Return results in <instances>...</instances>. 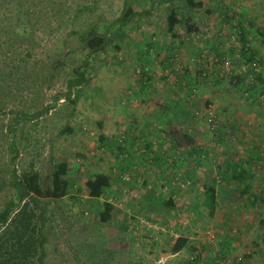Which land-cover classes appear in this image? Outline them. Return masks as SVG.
<instances>
[{
	"label": "rangeland",
	"instance_id": "374dc122",
	"mask_svg": "<svg viewBox=\"0 0 264 264\" xmlns=\"http://www.w3.org/2000/svg\"><path fill=\"white\" fill-rule=\"evenodd\" d=\"M27 1L24 39L12 40L15 26L0 18V212L16 203L8 165L16 126L17 173L37 172L48 187L64 163L70 183L48 205L45 264H264V0H193L201 3L199 31L189 37L180 0ZM81 4L90 9L78 12ZM126 7L150 14L91 54L85 82L67 98L88 53L83 32L109 36ZM172 10L181 24L168 33ZM47 106L40 119L16 122L19 112ZM171 132L194 149L170 142ZM233 168L246 172L241 184ZM96 174L111 186L92 199L85 183ZM204 185L215 190L212 216ZM104 202L114 210L101 223ZM9 224L0 226V243ZM179 238L186 244L174 254Z\"/></svg>",
	"mask_w": 264,
	"mask_h": 264
},
{
	"label": "trees",
	"instance_id": "16d2710c",
	"mask_svg": "<svg viewBox=\"0 0 264 264\" xmlns=\"http://www.w3.org/2000/svg\"><path fill=\"white\" fill-rule=\"evenodd\" d=\"M17 5L13 9V24L12 18L10 16L11 9L7 10L4 7H8L9 3L5 0L1 2L0 6V18L1 22L7 21L8 25H11L14 31H12V40L24 39L25 34L31 29V21L33 14L30 13V3L27 0H13ZM159 1L163 4H170L174 0H153L152 4ZM184 4V8L187 11L188 18L184 21V31L189 37L191 34H195L199 31L198 27V13L197 10L201 7V3H196L193 0H180ZM126 5V2H125ZM89 7L83 4L79 5L78 12L89 10ZM3 10V11H2ZM209 12V11H208ZM8 16L5 18V16ZM149 11H133L130 7H126L121 15L116 19L119 24L117 29L113 30L109 36L101 35L97 32L96 27H92L89 31H85L82 34L83 42L88 53L83 60L82 64L74 69L75 77L68 81L67 85V98H70L71 89L73 87L80 86L85 82L83 72L81 69L86 67L89 63L91 54L98 52L107 46L111 45L114 39H121L124 37V27L135 17L141 15H149ZM167 32L172 33L175 28L181 24V20L178 19L176 11L172 10L167 16ZM0 30L2 28L0 27ZM246 35L241 32L240 39L243 42L242 51H247V46L245 45ZM253 57H251V60ZM224 60V59H223ZM149 63V61H148ZM224 64V61H222ZM252 66H255L252 64ZM253 70L256 71L254 67ZM206 73L204 72L202 76L204 77ZM254 75V74H253ZM244 75L242 77H236L238 83L243 81ZM260 80L259 76H256ZM52 107L47 106L46 108L34 113H23L19 112L16 115V122L20 120H35L40 119L45 115ZM16 126L9 127L10 145L9 149L11 152L9 165V177L11 180L12 187L16 192V203L14 201H9L6 204L5 209L0 212V226L6 225L10 222L7 234L5 235L7 239H3L0 243V252H4L8 256V260L5 262L7 264L14 263V257L18 255L17 260L20 264H27L31 258H35L36 264H45V259L47 257L46 244L47 236L45 233L46 225L50 222L47 217L48 205L53 200H58L67 195L70 188V183L65 178L66 176V165L64 163L59 164L56 171H54L49 176L48 187H42L40 183V176L37 172H29L23 175H19L15 168V159L18 156V151L16 144L14 142ZM177 135L174 132L169 134L170 142H173L177 147H190L189 151L194 149V142L188 138L182 136L180 140L176 139ZM181 139H187V143H182ZM194 152V151H192ZM233 175L231 179L238 184L244 182L246 172L244 169L236 170L233 168ZM111 186V179L105 174H96L91 179L87 180L85 183V188L87 189L88 196L92 199H99L102 197L104 192ZM245 190L249 189L246 185ZM204 191V205L207 207L209 214L212 216L215 211V190L208 186H203ZM23 203L20 210L10 218L13 208L16 204ZM170 203V202H169ZM114 207L112 204L104 202L103 209L100 213V222L106 223L112 218V211ZM186 239L179 238L172 247V252L178 253L185 247Z\"/></svg>",
	"mask_w": 264,
	"mask_h": 264
},
{
	"label": "built area",
	"instance_id": "2783aa9c",
	"mask_svg": "<svg viewBox=\"0 0 264 264\" xmlns=\"http://www.w3.org/2000/svg\"><path fill=\"white\" fill-rule=\"evenodd\" d=\"M225 65H226V66H228V61H227V62H225ZM253 65H255V64H253Z\"/></svg>",
	"mask_w": 264,
	"mask_h": 264
}]
</instances>
